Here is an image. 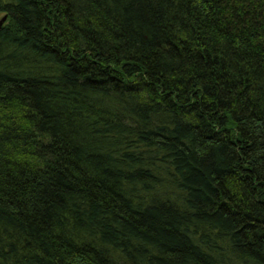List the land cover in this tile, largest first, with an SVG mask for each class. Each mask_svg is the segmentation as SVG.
<instances>
[{
    "label": "trees",
    "instance_id": "16d2710c",
    "mask_svg": "<svg viewBox=\"0 0 264 264\" xmlns=\"http://www.w3.org/2000/svg\"><path fill=\"white\" fill-rule=\"evenodd\" d=\"M0 264H264V0H0Z\"/></svg>",
    "mask_w": 264,
    "mask_h": 264
},
{
    "label": "water",
    "instance_id": "95a60500",
    "mask_svg": "<svg viewBox=\"0 0 264 264\" xmlns=\"http://www.w3.org/2000/svg\"><path fill=\"white\" fill-rule=\"evenodd\" d=\"M6 18H7V15H5V16L0 20V25L5 21Z\"/></svg>",
    "mask_w": 264,
    "mask_h": 264
}]
</instances>
